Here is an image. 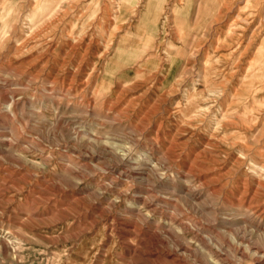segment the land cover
<instances>
[{
  "label": "rangeland",
  "instance_id": "obj_1",
  "mask_svg": "<svg viewBox=\"0 0 264 264\" xmlns=\"http://www.w3.org/2000/svg\"><path fill=\"white\" fill-rule=\"evenodd\" d=\"M263 212L264 0H0V264H264Z\"/></svg>",
  "mask_w": 264,
  "mask_h": 264
},
{
  "label": "bare ground",
  "instance_id": "obj_2",
  "mask_svg": "<svg viewBox=\"0 0 264 264\" xmlns=\"http://www.w3.org/2000/svg\"><path fill=\"white\" fill-rule=\"evenodd\" d=\"M224 3V6H222V11H217V12H221V14H223L227 9H228V4H227V1L226 2H223ZM187 166V165H186ZM259 169V168H258ZM188 172V171H187ZM198 172V171H197ZM199 173V172H198ZM201 175V174H200ZM205 175V174H204ZM211 175V174H210ZM194 176V175H193ZM199 176V175H198ZM204 179H205V177H204ZM202 180V179H201ZM239 196V195H238ZM245 198V197H244ZM249 198V197H248ZM253 198V197H252ZM243 199V198H242ZM235 203V202H234ZM262 206V205H261ZM262 208V207H261ZM260 208V209H261ZM245 209V208H244ZM246 210V209H245ZM264 213V212H263ZM260 215V214H259ZM251 220V219H250ZM234 223V222H233ZM237 223V222H236ZM254 223V222H253ZM253 225V224H252ZM262 228V227H261ZM263 229V228H262ZM255 230H257V229H255ZM124 231V230H123ZM126 232V231H125ZM261 233V232H260ZM131 234V233H130ZM133 235V234H132ZM131 235V236H132ZM140 244H141V242H140ZM141 245H144V242H143V244H141ZM131 247V246H130ZM145 247V246H144ZM129 249V248H128ZM133 249V248H132ZM137 250V249H136ZM133 251V250H132ZM139 252V251H138ZM140 253V252H139ZM132 254V253H131ZM134 254V253H133ZM142 254V253H141ZM140 255V254H139ZM132 256H134V255H132ZM131 256V257H132ZM138 256V255H137ZM137 260V259H136ZM262 262V261H261ZM264 262V261H263Z\"/></svg>",
  "mask_w": 264,
  "mask_h": 264
}]
</instances>
